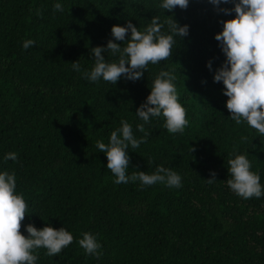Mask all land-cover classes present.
Segmentation results:
<instances>
[{"label": "trees", "instance_id": "16d2710c", "mask_svg": "<svg viewBox=\"0 0 264 264\" xmlns=\"http://www.w3.org/2000/svg\"><path fill=\"white\" fill-rule=\"evenodd\" d=\"M162 2L0 0V173L15 174L16 193L28 205L21 234L28 224L51 225L74 237L58 256L37 250L36 264H264V195L244 199L227 185L228 160L245 154L264 188V135L246 121L236 124L224 84L214 81L226 60L215 35L236 15L219 9L234 3L189 0L187 9L169 11ZM153 17L164 34H171L169 19L188 25L187 36L174 37L171 57L150 63L136 81L85 79L95 64L91 49L114 40L113 25L131 20L143 32ZM25 40L35 45L24 49ZM103 55L118 63L119 54ZM161 71L176 77L188 120L183 133L168 132L163 116L145 123L136 114ZM121 121L145 138L129 146L126 174L164 167L181 176V187L114 182L96 143L108 144ZM9 153L17 159L6 160ZM85 232L102 245L99 258L79 245Z\"/></svg>", "mask_w": 264, "mask_h": 264}, {"label": "clouds", "instance_id": "9594fccd", "mask_svg": "<svg viewBox=\"0 0 264 264\" xmlns=\"http://www.w3.org/2000/svg\"><path fill=\"white\" fill-rule=\"evenodd\" d=\"M219 8L221 3L230 0H210ZM233 9H219L225 14L234 11L236 15L223 21V30L215 35L226 56L225 62L214 74L215 82L224 84V95L228 97L226 107L231 118L240 124H247L264 135V0H232ZM189 0H163L160 7L173 11L176 7L187 9ZM54 11H63V5L56 3ZM171 34L162 33L164 23L159 17H153L145 31L128 21L125 26L113 25L111 29L114 40L110 39L107 46H96L91 49L94 67L84 73L85 79L96 82L101 78L112 84L123 76L136 81L143 77L148 65L167 60L173 54L176 43L174 37L188 35V25H180L174 18L165 21ZM130 32V37L125 39ZM114 41H126L121 43ZM35 45L34 40H25L23 48ZM119 54L117 62H106L103 53ZM211 69V61L208 62ZM75 71H80L79 61L72 62ZM176 77L169 71H161L152 83L151 92L136 111L137 116L148 123L151 117L165 118V127L170 133H183L188 120L185 108L178 102L177 90L174 85ZM122 127L113 131L108 144L97 141L96 147L107 156V169L116 177L115 183L139 181L143 186L164 183L168 187L179 188L182 178L176 172L164 167H157L152 174L144 171L127 175L130 157L129 146L138 148L145 138L136 139L132 126L121 121ZM137 129L145 134L144 124ZM254 147V145H253ZM191 151H194L191 148ZM5 159L16 160V153H9ZM228 187L236 195L244 198H260L264 188L260 176L250 171L251 164L245 154L236 155L228 160ZM216 180L213 171L207 179L209 184ZM28 205L22 195L16 193V176L14 173H0V264H36L40 248L47 250L48 256H58L61 251L73 242V235L64 227L56 229L51 225L37 229L33 224L26 225L28 235L21 234V222L25 218ZM79 245L89 255L99 258L102 245L95 235L85 232Z\"/></svg>", "mask_w": 264, "mask_h": 264}]
</instances>
